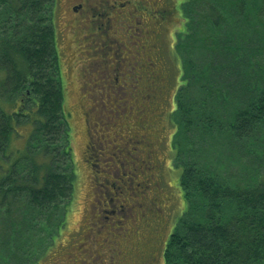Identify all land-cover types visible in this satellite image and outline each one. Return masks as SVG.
Segmentation results:
<instances>
[{"label": "trees", "instance_id": "16d2710c", "mask_svg": "<svg viewBox=\"0 0 264 264\" xmlns=\"http://www.w3.org/2000/svg\"><path fill=\"white\" fill-rule=\"evenodd\" d=\"M59 2L0 0V264H47L62 242L71 215L77 212L80 171L71 143L73 119L66 103L70 81L64 71L71 42L58 30ZM167 2L170 13H178L183 20L175 37L166 34L162 47L153 48L151 67L161 77H146L140 104H149L135 120L134 135L129 137L137 151L145 152L142 143L151 127L142 118L148 112L153 116L166 113L170 161L182 170L174 184L181 189L180 205L177 202L174 214L162 215L155 194L160 186L154 182L151 186V173L146 171L140 173H147L145 180L136 178L143 190L137 200L129 202L133 205L140 197H151L147 203L162 215L159 230L166 220L176 218L162 264H264V0ZM120 5L112 7L124 11ZM90 6L85 37L99 34L101 26L94 19L100 21L109 13L102 11L105 2ZM140 15L148 16L151 24L166 18L153 7L141 10ZM135 24L141 26L140 19ZM139 36L141 55L148 44ZM126 41L132 43L129 33ZM136 52L131 51L134 58ZM84 68L85 72L92 69ZM156 78H163L164 87L168 83L172 87L171 105L161 102L163 90ZM123 115L113 119L112 128L123 121ZM103 130L100 139L105 140L109 132ZM24 136L25 147L18 149L16 139ZM158 146L163 148L162 143ZM146 170L155 172L148 166ZM150 186L154 197H148ZM161 189L169 187L161 185ZM98 197V202L91 201L97 210L89 225L112 213L110 219L126 221L123 204L113 207L106 194ZM92 228L86 229L88 233ZM134 251L140 257L146 255Z\"/></svg>", "mask_w": 264, "mask_h": 264}, {"label": "rangeland", "instance_id": "374dc122", "mask_svg": "<svg viewBox=\"0 0 264 264\" xmlns=\"http://www.w3.org/2000/svg\"><path fill=\"white\" fill-rule=\"evenodd\" d=\"M79 1L60 0L56 12L58 30L71 42L67 47L66 56L63 57L66 58L64 71L70 81L66 103L68 101V109L71 111L73 119L71 143L76 168H79L80 171L76 189L78 206L77 212H73L70 217L68 228L65 229L61 239L62 242L54 248V254L47 264L54 262L68 264L73 260L81 262V264H143L144 261L148 264H162L165 243L171 229L173 230L176 218L172 217V224L170 220H166L162 230H159L160 223L158 221L162 215L174 214L178 209L176 208L177 202L180 205L178 193H181V189L174 184L175 179L179 180L182 173L181 169H175L172 166L171 154L167 150V145L168 147L170 145V134L168 133L169 125L166 113L153 116L148 112L142 118L143 122L149 124V128L151 127V134L146 136V142L142 143L145 152L140 151L138 147L137 151L134 146L135 142L129 136L134 135L135 120L141 118L145 106L149 104L148 101L146 104L145 102L140 104L143 84L152 75L161 77L151 67L154 57L153 48H158V44L162 47L161 40L166 34L175 37L174 32L180 30L179 25L183 18L178 13H170L172 7L167 0H88L86 7L74 14L71 12L72 7H77ZM100 1L106 3L102 11L109 13L102 15L104 19L100 21L94 19L95 23L99 22L101 26L100 33L91 32L96 36L85 37L84 32L89 31V27L84 26L86 11L88 13L91 3ZM116 3H121L120 7H124V11L119 8L113 9L112 6ZM152 7L157 12L163 11L166 14L164 22L153 16L156 23L151 24L148 16L144 18L140 15L141 10L146 11ZM100 12L101 10L99 14ZM137 18L141 21L139 27L135 24ZM77 30H80L79 34H77ZM128 33L132 39L131 44L126 41ZM140 34L143 44H148L145 45L141 55H139L140 46L137 48L140 43ZM105 35H107L106 41L103 39ZM96 41L97 43H95ZM174 42L171 39V43ZM136 50L137 52L134 54L136 58H134L131 51ZM163 55L166 60L164 65L168 68V55L164 50ZM126 56L130 57L125 59ZM125 62L129 64L124 66ZM114 64H116L115 68L112 67ZM139 65H142L144 71L139 72ZM85 66H90L92 69L85 72ZM139 81L142 83V88L139 87ZM157 84L163 90L161 102L167 106L171 105L174 92H171L172 87H169V83L164 87L163 78ZM149 90L151 92V88L147 91L152 95ZM148 98L154 100L150 96ZM156 101L158 103V99ZM94 114L98 117L93 118ZM121 115L123 116L120 120L123 121L116 123L112 128L113 119H117ZM88 123L90 128L87 127ZM104 128L109 132L108 138L105 140L100 139ZM160 130L163 132L162 139ZM26 138L27 136L16 139L15 147L23 149ZM160 143L163 148L162 146L159 148ZM99 155L102 157H98ZM146 166L152 167L155 172L146 170ZM141 171L151 173H148L149 182H152L151 186H153V182L157 187L160 186L155 194H158L160 200L158 207H161L162 211L164 210L162 215L147 203L151 198L149 196L154 197L152 195L154 189H151V186L148 191V199L140 197L141 203L134 201L133 205L131 204L133 201L129 202V200L137 198L139 192L143 190L141 184L136 182V178L139 180L146 178L147 173L140 174ZM160 180L161 185L169 187V190L161 189ZM175 188L176 190H174ZM100 193H104L110 198L113 207L123 204L121 212L126 221L110 219L114 216L112 213L111 217L103 216L96 224L90 221L89 225V219H95L94 214L97 210L91 201L98 202ZM100 204L102 205V203ZM121 212L120 216H122ZM115 221L118 222L117 225L114 223ZM106 225H109L111 229L109 230ZM124 225H126V230ZM89 226L93 227L90 233L86 230ZM136 249L146 252V255L140 257V253L134 251Z\"/></svg>", "mask_w": 264, "mask_h": 264}, {"label": "flooded vegetation", "instance_id": "af4514ba", "mask_svg": "<svg viewBox=\"0 0 264 264\" xmlns=\"http://www.w3.org/2000/svg\"><path fill=\"white\" fill-rule=\"evenodd\" d=\"M87 2H88V0H80L78 2V6L77 7H72V11L71 12H73L74 14H77L81 9H84L86 7ZM100 2H102V1H100ZM89 12H90V7L88 9V13L86 11V16H85L86 19H87L88 15H89ZM143 264H148V263L146 261H144Z\"/></svg>", "mask_w": 264, "mask_h": 264}, {"label": "bare ground", "instance_id": "6f19581e", "mask_svg": "<svg viewBox=\"0 0 264 264\" xmlns=\"http://www.w3.org/2000/svg\"><path fill=\"white\" fill-rule=\"evenodd\" d=\"M16 178V177H15Z\"/></svg>", "mask_w": 264, "mask_h": 264}]
</instances>
